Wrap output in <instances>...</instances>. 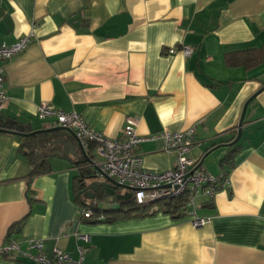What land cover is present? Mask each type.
Wrapping results in <instances>:
<instances>
[{
	"label": "crops",
	"instance_id": "0c3cea01",
	"mask_svg": "<svg viewBox=\"0 0 264 264\" xmlns=\"http://www.w3.org/2000/svg\"><path fill=\"white\" fill-rule=\"evenodd\" d=\"M31 30L33 41L5 65L2 127H53L37 116L42 103L76 111L113 139L132 117L142 136L196 125L191 157L208 173L227 175L229 185L197 197L179 217L158 210L89 221L75 193L81 165L56 142L63 133H50L51 146L39 150L50 169L32 177L21 136L0 133V248L11 237L25 250L33 237L47 257L61 249L82 264H264V57L249 67L225 61L230 52L264 50V0H0V42ZM163 146L162 139L140 143L146 170L174 167ZM89 183L82 198L92 196ZM100 194L107 195L94 197ZM195 217L206 222L194 226ZM0 264L34 262L0 253Z\"/></svg>",
	"mask_w": 264,
	"mask_h": 264
},
{
	"label": "built area",
	"instance_id": "2783aa9c",
	"mask_svg": "<svg viewBox=\"0 0 264 264\" xmlns=\"http://www.w3.org/2000/svg\"><path fill=\"white\" fill-rule=\"evenodd\" d=\"M33 39L34 34L31 30L13 43L0 42V110L5 107L7 101L4 88L5 65L14 55L23 52ZM177 50L170 48L169 52L174 53ZM179 50L185 56L193 52V49L188 46H181ZM37 116L39 119L50 118L53 126L72 129L86 152L90 145H93L95 147L93 163L97 174H106L120 184L130 186L132 199L137 204H154L158 200L174 199L188 193L187 209L194 206L197 197H211L218 188L229 185L227 175L210 174L202 165H199L200 161L191 157L190 152L195 145L196 125L185 130L164 129L152 135L142 136L136 132L137 119L132 117L127 119L128 126L123 131V137L113 139L90 127L76 111L55 109L42 103L37 107ZM155 139H162L164 151L174 155L173 168L154 172L143 167L138 146L143 141ZM154 208L157 209V206L155 205ZM79 213L89 218L93 211L90 207H81ZM205 222L206 219L195 217L193 225L200 226ZM16 228L19 229V226ZM80 238L87 240L84 235ZM24 242H26L25 250L21 248L19 241L8 237L0 248V253L9 257H13L14 254L29 257L34 264H82L81 256L78 260H74L68 252L61 249H55L51 257H47L43 252L41 239L30 237ZM79 253L80 255L83 253L82 248H79Z\"/></svg>",
	"mask_w": 264,
	"mask_h": 264
},
{
	"label": "trees",
	"instance_id": "16d2710c",
	"mask_svg": "<svg viewBox=\"0 0 264 264\" xmlns=\"http://www.w3.org/2000/svg\"><path fill=\"white\" fill-rule=\"evenodd\" d=\"M262 57H264V50L262 49H250L243 52L237 53H227L225 55V61L228 65H237L242 64L245 66H254L262 61ZM9 122L3 127L12 128L11 123ZM1 126V125H0ZM30 130L24 128L23 132H29ZM52 137L50 133H39L32 136H21V150L26 151V156L28 162L31 165V171L29 173V177L36 176L38 174L47 172L50 169L49 162L47 156H43L40 154L39 150L42 148H46L51 146ZM94 146L90 145L88 150L89 153H93ZM89 156H93L89 155ZM232 157V152L229 153L222 162H229ZM82 164H86L83 160ZM93 173V169L90 166H81L80 173L76 176V185H75V193L77 197V201L80 204V207H90L93 211L91 217L86 218V220L93 221H106L110 222L119 218L130 217V216H143L146 214L154 213L158 210H162L164 212L170 213L175 217H179L183 214V211L186 210V202L188 201L189 194L186 193L183 196L174 199H162L158 200L154 204H137L132 198L128 200H116L109 207H101L98 204V200L101 197H104V194L96 195L93 199H85L82 198L81 189L85 187L82 184V177H87ZM157 206V209L154 206Z\"/></svg>",
	"mask_w": 264,
	"mask_h": 264
},
{
	"label": "water",
	"instance_id": "95a60500",
	"mask_svg": "<svg viewBox=\"0 0 264 264\" xmlns=\"http://www.w3.org/2000/svg\"><path fill=\"white\" fill-rule=\"evenodd\" d=\"M253 97H255V95L249 98L244 104L243 112H242L241 119H240L239 126H238V133L235 139L233 140V144L236 143L241 137V133H242L241 127L243 124L245 111H246L248 104L253 99ZM55 132L56 133L61 132L64 134V138L56 139V142L63 146V153L65 155L68 154V150L70 149L72 150V154H74L77 158L75 162L77 165L92 166L93 173L91 175H88L87 177H82L83 179L82 184H84L85 187H86V184H85L86 181L90 180V183L87 184V187L89 188V192L92 194V196H90V199L93 198L97 192L105 193L111 197H114L116 200L124 201V200H128L132 198V192H131L132 188L130 186L125 185V184H120L115 179L107 176L106 174L104 175L97 174L96 172L97 169L93 163L92 157L89 156L88 153L83 149L81 141L76 137L72 129H69L63 126H53L50 128L37 129L31 132H22V131H15V130H11V129L0 126V133H10V134L19 135V136H32V135L39 134V133H55ZM66 137H71L73 140H75V142L77 143V146L79 147L81 151V154H78L76 151H74L75 144L73 143L72 140L66 139ZM83 160L86 162L85 165L84 164L82 165ZM201 164H202V160L199 162V165ZM166 186H169V185H166ZM85 187L81 189V192H84L86 190ZM119 188L124 189L125 192L123 194H116L115 192ZM84 195L86 194L84 193ZM86 198H89V197H86Z\"/></svg>",
	"mask_w": 264,
	"mask_h": 264
},
{
	"label": "rangeland",
	"instance_id": "374dc122",
	"mask_svg": "<svg viewBox=\"0 0 264 264\" xmlns=\"http://www.w3.org/2000/svg\"><path fill=\"white\" fill-rule=\"evenodd\" d=\"M121 191H122V189H121ZM104 197H105V198H110V199L112 198V197L109 196V195H104ZM105 198H104V199H105ZM104 199H103V198H100V202H101V200H104ZM105 206H106V204H105ZM109 206H110V204H108V207H109Z\"/></svg>",
	"mask_w": 264,
	"mask_h": 264
},
{
	"label": "flooded vegetation",
	"instance_id": "af4514ba",
	"mask_svg": "<svg viewBox=\"0 0 264 264\" xmlns=\"http://www.w3.org/2000/svg\"><path fill=\"white\" fill-rule=\"evenodd\" d=\"M85 189H86V187H85ZM87 191H88V189H86L84 192H82V193H85V194H87ZM97 193H99V192H97Z\"/></svg>",
	"mask_w": 264,
	"mask_h": 264
}]
</instances>
